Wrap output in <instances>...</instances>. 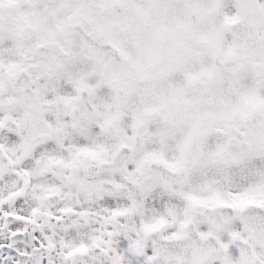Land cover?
<instances>
[{
  "label": "snow or ice",
  "instance_id": "snow-or-ice-1",
  "mask_svg": "<svg viewBox=\"0 0 264 264\" xmlns=\"http://www.w3.org/2000/svg\"><path fill=\"white\" fill-rule=\"evenodd\" d=\"M0 264H264V0H0Z\"/></svg>",
  "mask_w": 264,
  "mask_h": 264
}]
</instances>
